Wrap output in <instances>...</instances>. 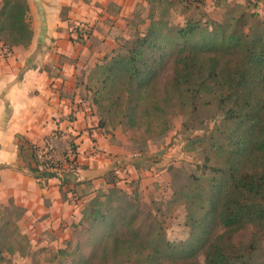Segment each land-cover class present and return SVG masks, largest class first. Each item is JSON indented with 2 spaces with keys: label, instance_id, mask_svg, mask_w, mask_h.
<instances>
[{
  "label": "trees",
  "instance_id": "obj_1",
  "mask_svg": "<svg viewBox=\"0 0 264 264\" xmlns=\"http://www.w3.org/2000/svg\"><path fill=\"white\" fill-rule=\"evenodd\" d=\"M176 1L188 3L147 0L151 7L146 32L137 29L132 39H119V48L106 54L78 84L90 94L103 131L121 125L151 126L168 120L176 110L195 114L202 107L222 115L220 125L201 140V174L192 173L183 192L191 236L175 243L158 227L142 231L137 207L114 185L98 192L82 213L79 226L95 242L91 252L85 253L82 242L71 250L69 241L58 250L56 264H264V23L257 13L238 9L224 22L200 18L172 26L164 17L156 18V6H173ZM72 33L78 41L84 39L81 26ZM34 36L28 0H1L3 46L28 48ZM19 142L34 176L60 171L64 163L66 176L77 170L76 143L73 158L55 161L45 154L40 163L39 149L29 141ZM88 184L90 180L64 181L62 186ZM69 192L79 200L75 190ZM11 208L19 213L18 219L24 214L12 200L0 213V262L7 260L6 253L30 255L25 247L10 244L13 237L27 240L11 221Z\"/></svg>",
  "mask_w": 264,
  "mask_h": 264
},
{
  "label": "crops",
  "instance_id": "obj_2",
  "mask_svg": "<svg viewBox=\"0 0 264 264\" xmlns=\"http://www.w3.org/2000/svg\"><path fill=\"white\" fill-rule=\"evenodd\" d=\"M136 2L28 0L31 16L36 17L32 44L12 49V58L0 54V206L12 200L24 210V233L34 249H61L71 239L82 220V202L67 193L79 187H63L62 183L93 180L91 174L98 171L91 170L108 161L100 157L92 162L94 157H90L94 146L104 148L107 141L78 79L104 56L105 45L115 48L111 30L104 34L98 26L110 20L111 25L123 22L128 16L125 11ZM111 5L121 11L119 18L108 12ZM82 23L94 28L90 40L78 41L72 33ZM3 47L0 42V53ZM69 139L78 145L75 173L64 178L54 176V170L40 177L30 172L29 160L19 149L20 140L39 150L47 149L52 141L53 147L60 145L64 152ZM52 154L57 160L63 158L60 152L53 150ZM65 168L68 172L66 164Z\"/></svg>",
  "mask_w": 264,
  "mask_h": 264
},
{
  "label": "rangeland",
  "instance_id": "obj_3",
  "mask_svg": "<svg viewBox=\"0 0 264 264\" xmlns=\"http://www.w3.org/2000/svg\"><path fill=\"white\" fill-rule=\"evenodd\" d=\"M136 1L128 11H125L128 16L123 18V22L118 25H111L109 19L110 23L107 22L105 26H98L100 32L104 34L108 28L111 30L114 49L119 48V39H132L137 29L146 32L149 26L147 18L150 14V4L147 3V0ZM187 1V4L182 3V5L179 1H176L173 2V6H156V18L164 17L172 26H184L188 20H198L200 18L204 21L209 19L224 22L233 9H238L239 12L257 13L259 21L264 23V0ZM83 2L89 4L91 0H83ZM183 2L185 1L183 0ZM111 7L112 5L108 12L113 17L119 18L121 11L115 5ZM35 20L36 17L31 16L32 26L35 24ZM113 22L117 23V21ZM82 24L94 30L89 23ZM94 42V45H100V43H96V40ZM104 47L102 51L105 53L104 56L114 50L111 45H105ZM103 57L98 59L97 63ZM94 67L83 71L82 76L79 78L86 80L88 73ZM82 88L85 100L90 101V105L93 106L90 94L84 87ZM93 108V115L98 117L96 108L94 106ZM166 117L168 120L154 121L151 126L143 124L138 129L121 125L115 129L110 127L106 131L102 130L107 146L105 145L104 148L94 146L90 157H94L92 162L100 157L102 160L108 161H104L103 166L99 165L98 168L91 170L98 172L91 174L93 180H90L88 186L77 188L76 194L82 202L80 205L82 213L98 192L115 185L123 190L128 196V201L137 207L139 214L137 226L142 231L154 226L160 229L167 241L179 243L189 240L191 236L188 225L189 209L187 202L182 199L183 192L191 183V174L197 176L201 174V171L197 170L203 164L205 158L204 146H202L201 140L207 138L220 125L222 115L201 107L195 114H191L189 111L176 110L170 112ZM53 150L56 154L60 152L63 155L64 153L60 151V145L55 146ZM96 164L91 163L90 166L95 167ZM63 166H65V163ZM65 170L67 169L64 167L63 171L54 172L57 173V176L66 178L67 173L64 172ZM84 192L86 194L82 196ZM4 207V205L0 206V213L4 212ZM9 212H12L9 217L18 227V231L26 235L22 225L25 213L23 217L18 219L19 213L15 209L11 208ZM80 227L78 226L73 230L71 239L65 242L63 248L67 242L73 241L71 247V250H73L77 242H82L84 251L88 254L93 249L92 246L95 242L90 234ZM246 236L248 235L245 234L243 239H246ZM10 241V244L15 245L17 248L25 247V251H29L30 255L21 257L19 254L9 255L6 253L7 260L0 262V264H56L55 257L60 249H55V247L52 249L46 247L34 249V245L28 236L27 240L13 237ZM102 247H104V244ZM72 258H76V256L68 260L70 261ZM199 260L204 263L203 256H200Z\"/></svg>",
  "mask_w": 264,
  "mask_h": 264
},
{
  "label": "built area",
  "instance_id": "obj_4",
  "mask_svg": "<svg viewBox=\"0 0 264 264\" xmlns=\"http://www.w3.org/2000/svg\"><path fill=\"white\" fill-rule=\"evenodd\" d=\"M83 25V24H82ZM82 25L78 24V25H75V26H81V33L82 35L84 36V39L82 41H86L88 40V29H90L89 27H82ZM88 28V29H87ZM75 36H76V39H77V34L76 33H73ZM4 58H12L13 57V52H12V49L4 46L2 49H1V53H0ZM75 143L74 140L70 139L66 142V145H65V150H64V153H63V158L62 160H57L53 154H52V151H53V142L50 141V144L48 146L47 149L45 150H38L36 155H37V159L40 163H42L45 159V154H49V158L50 159H53L55 161H64L66 159V157L68 158H73L74 156V146L73 144ZM64 167L60 170V171H63L64 170ZM55 171V170H54Z\"/></svg>",
  "mask_w": 264,
  "mask_h": 264
},
{
  "label": "water",
  "instance_id": "obj_5",
  "mask_svg": "<svg viewBox=\"0 0 264 264\" xmlns=\"http://www.w3.org/2000/svg\"><path fill=\"white\" fill-rule=\"evenodd\" d=\"M40 12H41V15H42V17H43V11L41 10ZM43 19H44V17H43Z\"/></svg>",
  "mask_w": 264,
  "mask_h": 264
}]
</instances>
